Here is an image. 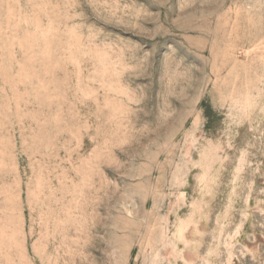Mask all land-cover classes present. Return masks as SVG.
<instances>
[{
    "label": "rangeland",
    "instance_id": "rangeland-1",
    "mask_svg": "<svg viewBox=\"0 0 264 264\" xmlns=\"http://www.w3.org/2000/svg\"><path fill=\"white\" fill-rule=\"evenodd\" d=\"M0 264H264V0H0Z\"/></svg>",
    "mask_w": 264,
    "mask_h": 264
},
{
    "label": "bare ground",
    "instance_id": "bare-ground-1",
    "mask_svg": "<svg viewBox=\"0 0 264 264\" xmlns=\"http://www.w3.org/2000/svg\"><path fill=\"white\" fill-rule=\"evenodd\" d=\"M184 226V222L180 221V222H177L176 224V234L178 236H180L182 234V231H183V227Z\"/></svg>",
    "mask_w": 264,
    "mask_h": 264
}]
</instances>
